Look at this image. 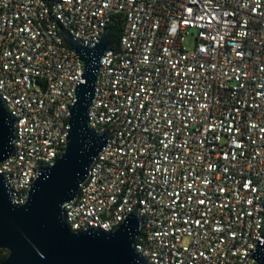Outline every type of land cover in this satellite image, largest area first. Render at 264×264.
I'll return each instance as SVG.
<instances>
[{"label":"built area","instance_id":"1","mask_svg":"<svg viewBox=\"0 0 264 264\" xmlns=\"http://www.w3.org/2000/svg\"><path fill=\"white\" fill-rule=\"evenodd\" d=\"M87 125L106 144L62 207L71 233L135 210L144 264H257L264 230V0H0V163L14 205L65 149L83 65L61 31L96 45ZM191 34L193 47L183 46Z\"/></svg>","mask_w":264,"mask_h":264},{"label":"water","instance_id":"2","mask_svg":"<svg viewBox=\"0 0 264 264\" xmlns=\"http://www.w3.org/2000/svg\"><path fill=\"white\" fill-rule=\"evenodd\" d=\"M61 35L83 65L82 81L69 108L65 149L52 166L39 170L21 205L12 203L0 176V249L8 253L0 264H144L133 247L139 228L135 210L109 233L97 229L71 233L64 223L63 205L77 196L90 164L108 139V134L97 135L88 127L87 111L111 31L105 28L93 47L79 44L65 32ZM13 125L0 102V163L12 154ZM260 237L251 258L264 264V230Z\"/></svg>","mask_w":264,"mask_h":264},{"label":"trees","instance_id":"3","mask_svg":"<svg viewBox=\"0 0 264 264\" xmlns=\"http://www.w3.org/2000/svg\"><path fill=\"white\" fill-rule=\"evenodd\" d=\"M123 22L121 19V16H116L111 24L109 25V29L111 31L110 35V48H116L117 42L120 37L121 31H122ZM7 251L4 249H0V263L3 262L7 257Z\"/></svg>","mask_w":264,"mask_h":264},{"label":"rangeland","instance_id":"4","mask_svg":"<svg viewBox=\"0 0 264 264\" xmlns=\"http://www.w3.org/2000/svg\"><path fill=\"white\" fill-rule=\"evenodd\" d=\"M193 44H194V39L191 34H188L187 36L184 37V40H183L184 48L190 49L193 47Z\"/></svg>","mask_w":264,"mask_h":264}]
</instances>
